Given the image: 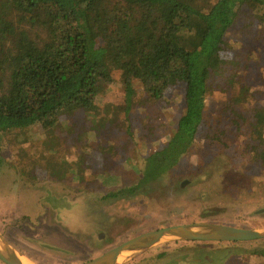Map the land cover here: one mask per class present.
<instances>
[{
	"label": "rangeland",
	"instance_id": "rangeland-1",
	"mask_svg": "<svg viewBox=\"0 0 264 264\" xmlns=\"http://www.w3.org/2000/svg\"><path fill=\"white\" fill-rule=\"evenodd\" d=\"M219 55L226 62L208 80L204 118L208 134L225 132L229 147L209 139L195 145L192 161L204 158L208 163L198 181L193 182L190 176L195 172L183 161L171 172L170 184L178 189L165 188L164 194L151 200L105 206L106 217L113 221L110 229L88 226L79 215L78 207L88 206L91 194L103 196L114 189L117 183L104 185L106 178H117L118 184L134 181L135 171L129 164L160 150L183 110L184 87L179 84L157 102L135 85L128 111L116 71L111 82L98 84L93 108L64 114L50 128L34 125L2 135L0 151L5 163L0 170V236L34 263L83 264L141 233L173 225L218 222L241 229L264 228V218L246 219L240 214L241 210L264 208V196L258 201L245 198L244 206H234L238 215L233 210L216 222L199 221L205 206L225 199L224 189H234L239 196L250 185L264 182V30L252 9H242ZM240 84L246 87L243 101L238 103ZM239 116L246 122L240 120L241 130L233 134ZM239 148L247 154L261 153L262 165L247 170L249 157L237 153ZM207 173L211 181L203 180ZM93 213L98 215L94 208ZM185 247L183 242L165 243L126 264H154L158 253L177 254ZM195 249L190 255H173L170 264H205V260L222 264L239 251L219 243ZM250 259L236 258L237 264L257 263Z\"/></svg>",
	"mask_w": 264,
	"mask_h": 264
},
{
	"label": "trees",
	"instance_id": "trees-1",
	"mask_svg": "<svg viewBox=\"0 0 264 264\" xmlns=\"http://www.w3.org/2000/svg\"><path fill=\"white\" fill-rule=\"evenodd\" d=\"M244 7L253 10L264 30V0H0V139L29 126L50 128L64 114L93 108L98 84L111 82L116 71L128 111L135 85L153 102L169 88L183 85V110L174 132L160 150L129 164L134 181L118 184L117 178H106L104 185L117 183L114 189L103 196L91 194V203L78 207L88 226L110 229L113 221L106 217L105 206L151 200L164 194L165 188L178 189L170 184L171 172L183 161L195 172L190 176L193 182L198 181L208 163L204 158L193 162L191 155L203 139L229 147L225 132L208 134L205 103L208 80L226 62L219 55L225 37ZM245 87L240 84L236 102L243 101ZM240 120L246 122L239 116L233 134L241 130ZM245 150L239 148L237 153L249 157H245L247 170L262 165L261 153ZM4 163L0 151V170ZM203 180L212 179L207 173ZM263 192L264 182L250 185L239 196L234 189H224L225 199L205 206L199 221L230 216L234 206H244L245 198L258 201ZM233 213L238 215L239 210ZM240 214L246 219L264 218V213L241 210ZM183 243L188 250L160 252L154 264H170L173 255H190L195 246L215 242ZM219 244L239 249L222 264H237L238 256L264 264V241ZM205 264L210 263L205 260Z\"/></svg>",
	"mask_w": 264,
	"mask_h": 264
},
{
	"label": "water",
	"instance_id": "water-1",
	"mask_svg": "<svg viewBox=\"0 0 264 264\" xmlns=\"http://www.w3.org/2000/svg\"><path fill=\"white\" fill-rule=\"evenodd\" d=\"M184 184H181L183 187ZM264 213V208L256 214ZM264 241V228L241 229L210 222L168 226L141 233L83 264H126L142 253L169 242L240 243ZM2 264H37L12 248L0 236Z\"/></svg>",
	"mask_w": 264,
	"mask_h": 264
},
{
	"label": "bare ground",
	"instance_id": "bare-ground-1",
	"mask_svg": "<svg viewBox=\"0 0 264 264\" xmlns=\"http://www.w3.org/2000/svg\"><path fill=\"white\" fill-rule=\"evenodd\" d=\"M25 264H27V263H25Z\"/></svg>",
	"mask_w": 264,
	"mask_h": 264
}]
</instances>
